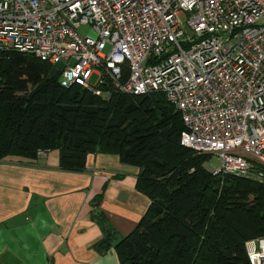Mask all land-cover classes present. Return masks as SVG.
Here are the masks:
<instances>
[{
	"label": "built area",
	"instance_id": "obj_1",
	"mask_svg": "<svg viewBox=\"0 0 264 264\" xmlns=\"http://www.w3.org/2000/svg\"><path fill=\"white\" fill-rule=\"evenodd\" d=\"M262 18L264 0H0V53L60 64L63 86L97 95L163 93L182 145L217 155L214 175H249L264 167ZM246 251L264 264V236Z\"/></svg>",
	"mask_w": 264,
	"mask_h": 264
},
{
	"label": "trees",
	"instance_id": "obj_2",
	"mask_svg": "<svg viewBox=\"0 0 264 264\" xmlns=\"http://www.w3.org/2000/svg\"><path fill=\"white\" fill-rule=\"evenodd\" d=\"M184 130L163 93L97 95L63 86L60 64L0 53V159L59 150L65 171H84L91 153L138 168L137 189L151 203L114 245L117 233L96 213L100 252L113 246L121 264H249L246 242L264 236V167L214 175L212 155L182 145Z\"/></svg>",
	"mask_w": 264,
	"mask_h": 264
},
{
	"label": "crops",
	"instance_id": "obj_3",
	"mask_svg": "<svg viewBox=\"0 0 264 264\" xmlns=\"http://www.w3.org/2000/svg\"><path fill=\"white\" fill-rule=\"evenodd\" d=\"M59 160V150L0 159V264H121L113 246L95 247L105 233L94 216L107 217L113 245L136 228L151 203L138 168L115 154H89L82 172Z\"/></svg>",
	"mask_w": 264,
	"mask_h": 264
},
{
	"label": "rangeland",
	"instance_id": "obj_4",
	"mask_svg": "<svg viewBox=\"0 0 264 264\" xmlns=\"http://www.w3.org/2000/svg\"><path fill=\"white\" fill-rule=\"evenodd\" d=\"M261 23L264 24V18L261 19L260 21ZM91 27L90 25H81L79 27V32L82 34V35H86L89 31H90ZM192 33V32H190ZM98 82V80L96 79V77L92 80V83L93 84H96ZM204 154H208V155H211L209 153H204ZM208 166L210 168H219L220 167V160L218 158L217 155H212L211 158L209 159V161L207 162Z\"/></svg>",
	"mask_w": 264,
	"mask_h": 264
}]
</instances>
